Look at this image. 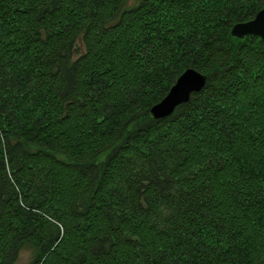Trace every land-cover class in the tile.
Here are the masks:
<instances>
[{
	"label": "trees",
	"instance_id": "obj_1",
	"mask_svg": "<svg viewBox=\"0 0 264 264\" xmlns=\"http://www.w3.org/2000/svg\"><path fill=\"white\" fill-rule=\"evenodd\" d=\"M262 7L0 0V264H264Z\"/></svg>",
	"mask_w": 264,
	"mask_h": 264
},
{
	"label": "water",
	"instance_id": "obj_2",
	"mask_svg": "<svg viewBox=\"0 0 264 264\" xmlns=\"http://www.w3.org/2000/svg\"><path fill=\"white\" fill-rule=\"evenodd\" d=\"M231 36L243 38L246 35H256L264 42V7L247 21L236 22L230 29ZM207 76L194 68H186L176 78L161 100L150 107V115L160 119L170 115L180 104L189 100L190 94L199 92L205 85Z\"/></svg>",
	"mask_w": 264,
	"mask_h": 264
},
{
	"label": "rangeland",
	"instance_id": "obj_3",
	"mask_svg": "<svg viewBox=\"0 0 264 264\" xmlns=\"http://www.w3.org/2000/svg\"><path fill=\"white\" fill-rule=\"evenodd\" d=\"M137 0H130V3L133 4L135 3ZM234 37V36H233ZM234 38H237V37H234ZM236 40V39H235ZM185 70V69H184ZM183 70V71H184ZM182 71V72H183ZM200 72V71H199ZM202 73V72H201ZM204 75H206L205 73H202ZM205 86V85H204ZM191 96V94H190ZM190 99V97H189ZM32 247L30 245H25L23 246L20 250H19V253H18V256L14 262V264H28L32 258Z\"/></svg>",
	"mask_w": 264,
	"mask_h": 264
},
{
	"label": "bare ground",
	"instance_id": "obj_4",
	"mask_svg": "<svg viewBox=\"0 0 264 264\" xmlns=\"http://www.w3.org/2000/svg\"><path fill=\"white\" fill-rule=\"evenodd\" d=\"M189 68H190V67H189ZM191 68H192V67H191ZM180 74H181V73H180ZM180 74H179V75H180ZM179 75H178V76H179ZM178 76H177V77H178ZM175 80H176V79H175ZM174 82H175V81H174ZM174 82H173V83H174ZM173 83H172V85H173ZM174 110H175V109H174ZM174 110H173V111H174ZM171 114H172V113H171ZM171 114H170V115H171ZM168 116H169V115H168ZM166 117H167V116H166ZM162 118H165V117H162Z\"/></svg>",
	"mask_w": 264,
	"mask_h": 264
}]
</instances>
